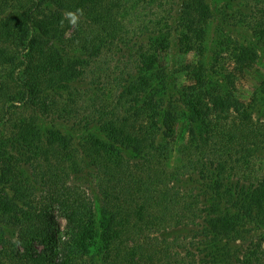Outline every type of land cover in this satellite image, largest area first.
<instances>
[{
  "label": "rangeland",
  "instance_id": "1",
  "mask_svg": "<svg viewBox=\"0 0 264 264\" xmlns=\"http://www.w3.org/2000/svg\"><path fill=\"white\" fill-rule=\"evenodd\" d=\"M184 1L186 0H119L116 7L120 14L115 19V32L110 38L96 35L97 46L103 47L101 56L91 62L82 60L88 65L85 70L87 77L76 85L83 88L78 87L80 91L71 92V97L66 92L62 96L57 94L58 103L52 111V119L40 117L35 110L32 113L29 107L18 103L7 104L10 114H6L8 109L2 111L0 104V262L5 261L2 255L10 250V244L14 245L10 241H14L17 236L15 218L26 212L31 214L27 216L32 217L54 215L59 224L56 228L57 235L64 241L66 222L60 216L64 213V154L58 155L59 163L55 165L56 168H52V163L44 158V151L62 149L64 153L63 144H57L59 147L46 145L53 139H63L64 131L70 126L71 122H67V116H64L66 100L71 101L73 112L80 122L91 117L93 109L89 104L92 96V92L89 94L90 89L99 87L106 91V101L108 104L112 103L106 111L109 114L113 113L111 108L116 106L119 97H125L132 103L134 99L140 98L139 104L133 103V106L135 109L141 106V97L136 96L137 91L151 90L148 95L152 96L154 102L159 99L160 93L164 98L161 104L167 108V113L158 121L165 117L167 128L157 133L159 122L151 121L147 116L140 119L135 117L133 123H136L137 128L130 130L131 137H136L141 146L136 145L133 151L126 154V164L136 160L142 164L141 150L156 147L165 157V160H160L162 170L169 174L183 161L185 164L189 163L186 159H192L193 155L208 166L212 165L213 171L219 167L212 174L221 178L220 180L232 177L233 167H236L237 176H233L232 180L235 182L238 178L245 179L233 162L228 168L221 170L223 163L215 153L216 149L228 153L230 149L236 148L238 140L235 135L238 133L250 136L255 143L264 139V0H192L193 3L196 1L197 7L201 4L208 7L205 13L210 16L203 26H199L197 22L191 24ZM147 32L155 35L140 47L139 41L146 39ZM142 35L145 37H141ZM71 55L76 61L82 58L76 49ZM137 65L143 69L152 67L146 70L148 75L145 73L142 75L144 77L138 78V82H132L129 76L137 77ZM162 79L161 85L155 86L157 80ZM128 89L133 94H128ZM101 114L97 116L101 117ZM246 120H250L255 126V132L263 137L259 139L258 136L257 139L250 132L251 124ZM23 121L31 123L25 134L18 131ZM71 129L76 131V127ZM204 136L207 137L206 140L210 139V149L200 142ZM24 155L30 160L23 165L21 162ZM143 165L138 172L148 175V165ZM262 165L263 159H255L249 176L251 180L258 181L256 176L264 172ZM134 168L136 167H132V170ZM174 171L177 172L176 169ZM196 172L195 174L201 175L197 170ZM100 177L102 178V173L93 174L90 169L89 179H92L93 184L87 183L86 189L82 186L85 180L70 177L66 183L77 191L75 199H83L84 196L94 198L96 191L95 203L102 208L106 205L96 187ZM193 178L195 179L194 176ZM169 180L170 186L167 181L150 186L153 204L145 207V214L152 217H145L144 226L152 224L169 228L166 231L154 230L153 234H157L158 238L150 242L141 238L140 241L143 240L145 246L139 247L144 249L140 264H201L198 249L202 245L199 240V231L203 228L202 218L196 220L194 225L189 224L187 221L193 214L200 215L192 203L174 192H168L164 196L172 186V180ZM197 192V187L194 186V194ZM189 196L192 197V194ZM132 200L129 197L113 203L119 205L121 210L124 209V215H131L126 218L131 223L135 221V215L144 212L140 203ZM238 216L239 213L233 211L231 217ZM179 218L187 220H181L183 223H180ZM259 234V231L244 230L241 234L244 240L227 246V256L220 258L222 263L264 264V243L256 239ZM36 249L44 254L43 245H37ZM8 255L12 257L11 254ZM62 256L63 253L55 254L53 262ZM39 257L33 264H43L40 261L43 259ZM97 263H101L99 257H94L90 262Z\"/></svg>",
  "mask_w": 264,
  "mask_h": 264
},
{
  "label": "trees",
  "instance_id": "2",
  "mask_svg": "<svg viewBox=\"0 0 264 264\" xmlns=\"http://www.w3.org/2000/svg\"><path fill=\"white\" fill-rule=\"evenodd\" d=\"M118 1L0 0V104H2V111L7 104L18 103L29 107L32 113L35 110L40 117L52 119L54 117L52 111L58 103L56 95L62 96L63 92L70 94L83 88L76 85L81 79L87 77L85 70L88 65L86 66L82 60L87 59L91 62L101 56L103 47L97 46V37L103 35L110 38L115 32V19L120 14L116 7ZM191 1H184L188 10L186 13L189 16L188 20L191 24L197 22L199 26H203L210 16L205 13L208 7L203 4L197 7L196 1L194 3ZM78 8L84 11L80 23L72 27L67 20H64L61 27L60 21L63 14ZM147 34L146 39L142 38V41H139L140 47L155 35L152 32ZM135 43L137 44V41ZM74 49L82 55L80 61L73 59L71 54ZM151 67L143 69L137 65L135 71L137 77L129 76V79H132V82H138V78L144 77L142 75L145 73L148 75L147 71ZM163 79L157 80L158 83L155 86H160ZM90 90L89 94L92 92V96H90L89 104L93 109L91 117L80 122L73 112L71 101L66 100L64 116H67V122H71L70 126L64 131L63 139H53L49 145H46L59 147L57 144H63L64 153L62 149H50L48 152L45 149L44 151V158L52 163V168H56L55 165L59 163L58 155L64 154V213L60 215L66 222L64 241H61L57 235L56 228L59 224L54 215L44 214L42 217L35 215L32 217L27 216L29 213L26 212L15 218L14 226L17 228V236L14 241H10L14 245L10 244V250H6L2 255L5 261L0 264H19L20 262L33 264L39 256L43 259L40 260L43 264L47 262L90 264L94 257L100 258L99 264H106L107 261V264H140L144 257V249L139 247L145 246V243H142L143 240L140 241L141 238L150 242L158 238L157 234H153L154 230L166 231L169 228H160L152 224L148 227L144 226L145 217L147 219L152 217L145 214V207L153 204L150 198V186L164 181L169 182L170 186L169 179L172 180V186L164 193V196L168 192H174L192 203L200 215L193 214L187 221L189 224L194 225L196 220L202 218L203 228L199 231V240L202 245L198 249L201 254L199 257L201 264H207V262L223 264L220 258L227 256V246L243 239L241 234L246 229L259 231L260 234L256 239L264 243V172L256 176L258 181H253L249 177L255 159L264 160V139H260L263 135L255 132V126L250 123V120H246L248 124H251L250 132L256 135L257 139L259 136L260 141L255 143L250 136L238 133L235 135L238 140L236 148L230 149L228 153L216 149L215 153L223 163L221 170L228 168L233 162L245 179L238 178L234 182L232 177L237 176V170L233 167L231 169L233 176L227 180H220L221 178L212 174L219 167L213 171L212 165L208 166L202 159L200 161L193 155H191L192 159H186L190 164H185L183 161L184 163L174 168L177 172L173 169V172L169 174L162 170L160 160H165V157L156 147L141 150L142 164L138 163L139 160L126 164V154L133 151L136 145L141 146L136 137L135 139L131 137L130 130L137 128L136 123H133L135 117L140 119L147 116L149 120L159 122L157 133L167 128L165 117L158 121L167 113V108L161 104L164 99L161 93L158 95L159 99L154 102L152 96L148 95L151 90L150 92L137 91L136 96L141 97L142 104L137 109L133 103L138 105L140 98L134 99L132 103L125 97L123 99L119 97L116 106L111 108L113 113L109 114L110 112L106 111L112 103L108 104L106 101V91L99 87ZM126 92L133 94L131 89ZM126 104L129 105L126 107ZM6 109H8L6 114H10V108ZM99 114L101 117L97 116ZM30 125L31 123L23 121L18 128L19 133L25 134ZM72 127H76V131H73ZM100 138L103 140L101 141ZM204 138H201L200 142L210 149V139ZM250 140L252 143L249 142ZM199 155H201L200 152ZM28 160L30 158L24 155L21 164L28 163ZM143 164L148 165V175L139 173V168L143 167ZM132 167H136L135 170H132ZM90 169L93 174L102 173V178L100 177L98 185L96 184L106 205L102 208L97 207L95 203L96 191H94V198L84 196L83 199H75L77 191L66 183L70 177L85 180L82 186L86 189L87 183L93 184L92 179H89ZM196 170L201 175L195 174ZM221 174L224 173L221 171ZM140 175H142L141 178H139ZM182 181H184L183 186ZM185 182L188 184H184ZM193 185L197 187V194H194ZM189 194H192V197ZM129 197H132V201H138L144 211L135 215V221L132 223L126 219L131 215L128 213L124 215L122 212L124 209L121 210L119 205H115ZM117 210L118 212H115ZM233 211L238 212L239 216L231 217ZM179 220L183 223L187 219L179 218ZM37 245L44 246V254L36 249ZM61 253H63L62 258L54 263L52 257Z\"/></svg>",
  "mask_w": 264,
  "mask_h": 264
},
{
  "label": "clouds",
  "instance_id": "3",
  "mask_svg": "<svg viewBox=\"0 0 264 264\" xmlns=\"http://www.w3.org/2000/svg\"><path fill=\"white\" fill-rule=\"evenodd\" d=\"M84 15L83 9H76L75 11H67L63 14V18L60 21L61 27H63L64 20H67L72 27H76L79 23L81 18Z\"/></svg>",
  "mask_w": 264,
  "mask_h": 264
}]
</instances>
